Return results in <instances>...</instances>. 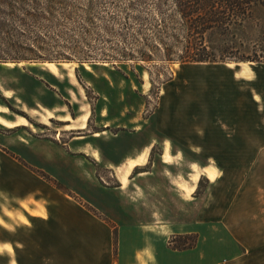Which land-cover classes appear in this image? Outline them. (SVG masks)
I'll return each mask as SVG.
<instances>
[{
    "label": "rangeland",
    "instance_id": "374dc122",
    "mask_svg": "<svg viewBox=\"0 0 264 264\" xmlns=\"http://www.w3.org/2000/svg\"><path fill=\"white\" fill-rule=\"evenodd\" d=\"M92 1L88 16L81 9L87 0H67L73 15L64 18L47 13V0H0V56H34L28 48L47 32L54 48L35 52L74 60L126 59L143 47L128 38L141 28L153 39L150 8L133 13L146 22L132 29L126 25L130 0ZM44 13L46 19L36 18ZM75 45L79 53L66 48ZM162 58L0 63V139L39 137L71 158L86 180L79 182L83 198L93 194L108 203L106 213L88 209L110 225L109 264H264V64H171ZM21 117L27 125L18 129L1 124ZM74 165L62 166L65 182L45 178L62 198L78 201L70 187ZM5 198L0 264L98 262L102 250H9V215L23 212Z\"/></svg>",
    "mask_w": 264,
    "mask_h": 264
},
{
    "label": "trees",
    "instance_id": "16d2710c",
    "mask_svg": "<svg viewBox=\"0 0 264 264\" xmlns=\"http://www.w3.org/2000/svg\"><path fill=\"white\" fill-rule=\"evenodd\" d=\"M55 1L47 0V13L53 17L54 13H57L64 18H72L73 5L67 3V0ZM87 1L88 4L81 9H85L82 11L89 16L93 1ZM113 2L111 3L114 5L116 1ZM53 3H56L54 10L50 5ZM148 8L156 16L153 39L144 36L141 27L134 30L128 37L130 44L143 47L140 46L136 54V51H132V54L125 55L124 57L128 60L148 63L162 53V60L171 64L228 62L264 64V0H130L127 10L131 13L128 15L126 25H129V28H132L133 24L145 26L146 20L141 16H133V13L141 12V9L148 10ZM30 15L33 16V14ZM36 18L46 19L45 13ZM86 21L93 22L90 18ZM104 30L112 33V30L107 28ZM84 33L87 34L88 31ZM44 37L35 42V49L28 48L30 54L34 56L12 58L0 56V63L75 61L84 64L102 61L115 64L126 60L124 58L110 60L96 56H84L77 60L40 56L35 50L48 52V48L52 49L54 48L52 45L56 44L55 38L49 32L44 34ZM66 48L73 53H79L78 45L66 46Z\"/></svg>",
    "mask_w": 264,
    "mask_h": 264
},
{
    "label": "crops",
    "instance_id": "0c3cea01",
    "mask_svg": "<svg viewBox=\"0 0 264 264\" xmlns=\"http://www.w3.org/2000/svg\"><path fill=\"white\" fill-rule=\"evenodd\" d=\"M9 122L14 125L9 130L27 125L21 123L20 118L9 119ZM56 147L39 137L20 133L11 134L4 141L0 139V196L5 195L10 207L23 212L9 215V250H29L30 253H34L32 250H67L68 255L71 254L69 250H85L86 253L89 250H102L98 262L109 264V250L113 248L110 225L99 219L93 210L88 209L93 207L106 213L108 203L93 194L87 193L91 196L90 199L83 198L81 192L85 190L81 189L79 182L86 180L71 158L56 154ZM47 159L53 162L47 164ZM71 164L77 169V172H70L75 175L76 180V183L70 185L71 192L81 201L62 198V191L47 183L45 178L49 175L57 182H65L61 169L63 165ZM262 203L264 204V200ZM25 205L31 211H27ZM262 230L264 239V225ZM237 250L235 249V254ZM178 255L184 257L187 254L183 252ZM93 259H87L86 264H98ZM160 264L172 263L161 260ZM176 264L200 263L182 261Z\"/></svg>",
    "mask_w": 264,
    "mask_h": 264
},
{
    "label": "bare ground",
    "instance_id": "6f19581e",
    "mask_svg": "<svg viewBox=\"0 0 264 264\" xmlns=\"http://www.w3.org/2000/svg\"><path fill=\"white\" fill-rule=\"evenodd\" d=\"M7 66H16V65H19V64H13V63H7L6 64ZM21 65V64H20ZM44 65H51V66H54L55 64H49V63H47V64H44ZM66 65H69V64H66ZM87 65V64H86ZM12 96V94L11 93H9V97H11ZM20 122L21 123H26L27 122V120L25 119V118H23V117H21L20 118ZM1 124L2 125H4V126H7V127H12V126H14L13 124H11L10 122H7V121H1ZM95 136H99V133H96L95 134ZM141 166V165H140Z\"/></svg>",
    "mask_w": 264,
    "mask_h": 264
}]
</instances>
